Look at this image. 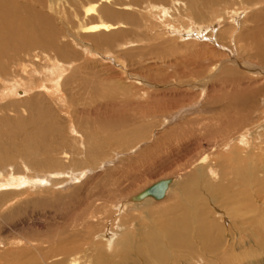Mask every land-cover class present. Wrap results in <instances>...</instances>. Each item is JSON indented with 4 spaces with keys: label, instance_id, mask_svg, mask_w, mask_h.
Instances as JSON below:
<instances>
[{
    "label": "bare ground",
    "instance_id": "1",
    "mask_svg": "<svg viewBox=\"0 0 264 264\" xmlns=\"http://www.w3.org/2000/svg\"><path fill=\"white\" fill-rule=\"evenodd\" d=\"M210 2L143 0L139 16L135 0H82V11L79 0H0V72L15 71V83L0 79V108L25 112L0 117V264H254L264 255V27L245 26L246 15L230 24ZM149 14L197 32L150 35ZM216 18L218 30L205 31ZM69 20L76 34L65 36ZM121 33L134 36L115 41ZM76 35L136 62L143 87L129 71L121 79L110 66L101 75L99 64H76L83 55L64 40ZM34 46L42 50L17 66ZM90 76L112 84L100 90ZM75 83L90 87L87 107L68 103ZM190 112L201 115L188 120ZM183 118L135 160L123 156L156 122ZM202 140L210 153L190 161ZM175 164L146 182L152 165ZM56 199L64 205L50 208ZM227 216L231 226L219 222Z\"/></svg>",
    "mask_w": 264,
    "mask_h": 264
},
{
    "label": "rangeland",
    "instance_id": "2",
    "mask_svg": "<svg viewBox=\"0 0 264 264\" xmlns=\"http://www.w3.org/2000/svg\"><path fill=\"white\" fill-rule=\"evenodd\" d=\"M81 1L82 0H79V5H77L76 7H77V9H80L82 11L84 8H83V4L80 3ZM115 1L118 2V3L119 2L122 3V2L130 1V0H115ZM141 1H143V0H135V2H137L136 3V6L137 7L135 6L133 8L132 14H138L139 16H142L141 11H140L141 9L139 8V6H143L142 4H140ZM256 1L257 0H214V3H216L215 5H213V3H211V2L208 5H209L210 8H212L214 10V13L215 14H221L222 13L224 17H227L228 20L227 19H225V20L228 21V22L232 18L233 19H239L240 20L244 15H246V19H248V20H246L245 26H252L253 25L254 27L255 26H258V29H260V28H263L264 26L259 23L258 19L264 21L263 14L260 15V13H259L257 16H254V17H251L250 16V12L251 11L252 12H255V11L259 10L261 7H264V3L263 2L261 4H259V5H257V4H250L249 3V2L255 3ZM114 7H116L117 9L118 8L120 9L119 4L114 5ZM234 8H237V9L234 10ZM233 10H234V12H233ZM227 11H228V13H226ZM147 17L150 19V21L152 23V25H150V27L152 26L151 29L153 28V30H152L153 32H150V35H154L155 32H157L159 30L160 31L166 30L165 31L166 33L168 31H172L171 33L169 32L170 35H173V34H176L177 35L179 33L180 34H183L184 32L185 33H188V32L191 33L192 32L191 34H193V33H196L197 32V27L195 26V23H193L191 27H187V28H189V31H187V29H185L183 25H180L181 26L180 29L177 30V28H176L175 25H172L170 27L164 26L163 25V21H162L163 19L160 20V17H159L158 14L157 15H151V14H149V16H147ZM71 19L72 18L70 17V20ZM77 19H75V20H77ZM142 19H143V17H142ZM70 20L65 25L66 27H63V33H64L65 36H66V34H71V33H73V34L75 33L76 34V32H75L76 31V27L74 26V23L70 22ZM112 20L117 21L118 19L117 18H113ZM221 20L219 18H216L215 20L212 21V23H210L211 21H209L207 25L205 23V25H203L205 31L208 30L207 32H209L211 30H213V31L218 30V28H219V26L221 24L220 22H222ZM106 21H109V20H106ZM229 23L231 24V21ZM155 24H158V27ZM154 27H156V28H154ZM176 31H178V32H176ZM260 32H262V30ZM133 36H134L133 33H128V34L121 33L120 35L116 36L114 39H115V41H124V40H126V38H128V37L129 38H132ZM260 36H261V39H263L262 37H264V36H262L261 33H260ZM76 37L77 38H74V36H69L67 39L64 38V40L66 42H67L68 39H71V45L72 46L70 47V49H72V51L74 52V54L77 57L80 56L81 54L83 55L82 58H80V61L75 62L76 64H81V63L83 64L85 62L92 63V65L93 64L94 65L99 64V65L95 66V68L99 72L101 71L100 72L101 75H102V72H103L102 69L104 67H106V66H110L111 68H113V69H115V70L118 71L119 76L121 77V79H124V77L127 75V72L129 71V72H131V75H133V77L136 78V79H134L135 82H136L135 83V86L136 87H140V86L143 87V79H145V80H147V79H146V77L144 75H142L143 74L142 73L143 70H140L137 67V64H135L136 62L132 61L133 66L132 65L129 66L128 63L126 62L127 60H125L124 57L122 58L120 56V58H116L114 56L115 54H113V50H111L110 48H108L107 45H103L104 47L103 46H101V47L98 46L97 47L96 45L93 44L92 40L89 39V38L82 37L81 35H76ZM38 50L40 51L42 49L40 47L38 48L37 46H34L32 48L25 49L22 52H20V54L15 57V62L17 63V66H20L19 65L20 62H25L27 64L30 63L28 61V59H26V58L33 59V57L37 54V51ZM74 54L71 53L70 56L72 55L71 57L74 58ZM64 59L66 60L67 58H64ZM123 59L125 60L124 61L125 63L123 62ZM123 63L125 65H127L126 67H124V69L119 66L120 64H123ZM13 67L11 66L6 72H0V79H1V81H3V82L10 81V82L15 83L14 78H13V74L15 73V71H14ZM78 74H79L78 75V77H79L80 76V72ZM90 79L92 81H97L96 83L99 85V89L100 90L102 88H106L107 87V85H105L107 81L105 82V81H103V80H101L99 78H96L94 76H90ZM137 81H138V83H137ZM107 83L112 84V82H107ZM80 86L81 85H78L77 83H75L74 84V87H73V90H72L73 91L72 92L73 93V96H74V93H75V96L76 97L75 96L74 97L76 99L75 100L71 99L73 101H70V100L67 99L68 100V103L73 104L74 105V108L76 107L77 109H81L82 107H87L88 106V104L85 103V101H87V96L89 94H91L89 92L90 91V87L87 86L85 89H81ZM50 94L51 95H55V93H50ZM63 94L66 97L69 96V94L67 95L66 92H63ZM78 96H79V98H77ZM52 98H53L52 101H51L52 104H53L52 106L53 107H56V103L58 104V101H59L60 98L55 97V96H53ZM202 100H204V99H202ZM59 105L60 106H57L56 107V113H58L57 115L59 117L63 118V119L64 118H69L68 117V114H69L68 107L67 106H64V105H61V104H59ZM22 115L25 116V112L23 111V106H21L20 104H14V105H12L10 107L3 106V107L0 108V117L7 116V118L13 119V118H17V117L22 116ZM198 115H201V114H196V112H193V113L190 112L186 118L188 120L189 119L190 120H194ZM181 120L177 121L176 123H173L172 125L166 126V127H163V124H157L159 122H156L155 125H154V127H152L151 129H149L146 132V135L142 138V141H140L139 143H137V145L134 146V147H132V149H129L128 151H125V153H122L123 156L124 155H126L127 157L131 156L133 158V160H135L136 159L135 156H137L138 153L140 154V153L144 152L148 147H150L151 145H153L155 143V141H157L159 137H162L164 135V133H166V131L171 126L177 127V125H180V124H182L185 121L184 118L181 119ZM195 134H197V132ZM184 137H186V136H184ZM203 141L204 140L200 141L202 143V146L201 147L196 148V149H194L191 152V154L189 156V157H191L190 161L196 160V162H199L203 156H205L206 154L210 153V151H211L210 145H208L205 141L204 142ZM224 144L225 143H223V141L220 142V143H218V145L216 146V148L214 149V151L216 153H224V151H225L223 149ZM182 162H184V161H181V163ZM186 162L187 161H185L184 163H186ZM196 162H194V163H196ZM149 169L151 170V176L149 177L148 180H146L147 183H150V182L154 181L155 179H157V178H159L161 176H167L168 173H170L171 170H173V171L177 170L178 171L177 164L173 165V167H171V168H165V169L164 168L163 169L162 168H159L158 165H152V167H150ZM173 171H171V172H173ZM177 171H176V173H177ZM172 175H175V174L173 173ZM182 176H183V173H182ZM105 182H106L105 179L101 180L100 181L101 186ZM158 183H162V181L155 183V185L158 184ZM139 185H141V183H138V185L136 187H138ZM179 186H181V185L180 184L179 185L177 184L175 186L176 187L175 195H177L179 193ZM160 189L158 190L159 191V194L161 193V194L164 195L166 191L165 190H162V188H160ZM58 190L60 191L61 194L59 193L60 195H57V196H59V198L62 199V197H63L62 196V192L64 193V191H62V189H58ZM58 190H57V192H58ZM48 203H49V207L50 208L51 207L52 208H54V207H61V206L64 205L63 200H60V199H56L55 201H50ZM215 216H216V218L218 217V219H219V217H221V215H218V214H215ZM220 221L225 226H231L230 225V219H229L228 216L224 220H219V222ZM144 222H149V221L146 218H143V223ZM138 225L139 224L137 222H134L132 228L133 229H136V227H138ZM113 227H114V225H113ZM259 258H261L260 260H262L263 261V264H264V260H263L264 259V255L259 256L258 259H255V261H253L254 264H261L258 261ZM115 262H117L116 259H115Z\"/></svg>",
    "mask_w": 264,
    "mask_h": 264
},
{
    "label": "water",
    "instance_id": "3",
    "mask_svg": "<svg viewBox=\"0 0 264 264\" xmlns=\"http://www.w3.org/2000/svg\"><path fill=\"white\" fill-rule=\"evenodd\" d=\"M162 185H163L162 183H160V184L158 183L154 187L157 189V188H161Z\"/></svg>",
    "mask_w": 264,
    "mask_h": 264
}]
</instances>
